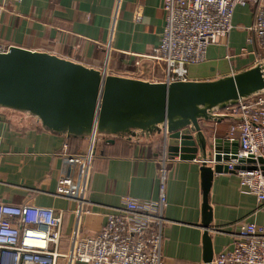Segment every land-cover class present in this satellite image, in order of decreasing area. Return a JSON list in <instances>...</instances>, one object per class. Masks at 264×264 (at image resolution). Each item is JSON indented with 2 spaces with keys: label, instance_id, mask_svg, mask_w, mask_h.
I'll return each mask as SVG.
<instances>
[{
  "label": "crops",
  "instance_id": "0c3cea01",
  "mask_svg": "<svg viewBox=\"0 0 264 264\" xmlns=\"http://www.w3.org/2000/svg\"><path fill=\"white\" fill-rule=\"evenodd\" d=\"M162 0H122L110 47L112 71L130 69L132 58L148 54L158 44L164 23ZM114 0H21L0 9V43L46 51L84 65L102 69L104 43ZM142 16L134 20L135 9ZM251 21L248 6L234 9L228 36L209 45L204 61L188 65L189 80L214 79L255 63L250 53L240 54L245 43L244 26ZM215 136L227 137L230 118L207 122ZM237 141V140H236ZM66 143V147H64ZM90 137H66L40 125L28 112L0 108V201L63 209V231L71 230L75 203L55 195L58 178L68 173L64 153L83 154ZM160 136L125 137L97 141L88 171L90 211L81 219V235H95L104 213L118 206L123 195L155 200L159 194L157 158L163 149ZM164 184L167 223L163 229L165 264H204L202 189L199 160L170 159ZM74 175L77 166L71 168ZM236 173L214 175L208 193L211 225L226 226L240 219L264 225V209L256 198L239 188ZM230 230H209L212 257L231 248Z\"/></svg>",
  "mask_w": 264,
  "mask_h": 264
},
{
  "label": "built area",
  "instance_id": "2783aa9c",
  "mask_svg": "<svg viewBox=\"0 0 264 264\" xmlns=\"http://www.w3.org/2000/svg\"><path fill=\"white\" fill-rule=\"evenodd\" d=\"M21 0H0V9ZM122 0H114L107 28V39L100 43L104 49L102 70L112 71L110 42ZM237 6H248L251 21L244 26L247 46L240 54L250 53L254 61L264 59V0H162L164 23L159 42L148 54L134 55L133 68L118 74L149 81L189 80L188 65L205 60L209 45L228 36L233 28L232 17ZM135 9L133 18L141 19ZM9 45L0 43V52ZM215 115L231 118L227 139L237 140L238 155L244 158L264 157V92L240 100L236 104L216 110ZM90 143L83 154L64 153L68 173L57 180L54 194L75 203L71 230L63 231V209L55 210L22 201H0V264H165L162 255L163 229L167 219L164 184L167 177L168 156L163 147L159 163V194L155 200L123 195L116 207L104 213V221L93 236L81 235V219L87 214L88 171L95 155L97 141H104L91 133ZM66 147V143H64ZM170 159H178L171 157ZM228 170L235 164L244 166L236 158L223 161ZM77 166L74 175L72 166ZM237 169L239 188L256 198V209H264V170ZM230 230L231 248L212 258L211 264H264V225L240 219L226 226H214L211 231Z\"/></svg>",
  "mask_w": 264,
  "mask_h": 264
},
{
  "label": "water",
  "instance_id": "95a60500",
  "mask_svg": "<svg viewBox=\"0 0 264 264\" xmlns=\"http://www.w3.org/2000/svg\"><path fill=\"white\" fill-rule=\"evenodd\" d=\"M262 92L264 59L214 79L162 82L107 73L18 45L0 52V108L28 112L42 127L66 137L95 133L112 142L157 135L167 156L199 160L204 264L213 258L208 193L214 175L254 168L255 163L264 170V157L239 156L238 142L215 136L207 122L230 118L214 112ZM234 158L250 165L228 170L223 161Z\"/></svg>",
  "mask_w": 264,
  "mask_h": 264
},
{
  "label": "rangeland",
  "instance_id": "374dc122",
  "mask_svg": "<svg viewBox=\"0 0 264 264\" xmlns=\"http://www.w3.org/2000/svg\"><path fill=\"white\" fill-rule=\"evenodd\" d=\"M160 155H161V151H160ZM160 155H159V156H160Z\"/></svg>",
  "mask_w": 264,
  "mask_h": 264
},
{
  "label": "trees",
  "instance_id": "16d2710c",
  "mask_svg": "<svg viewBox=\"0 0 264 264\" xmlns=\"http://www.w3.org/2000/svg\"><path fill=\"white\" fill-rule=\"evenodd\" d=\"M131 69L133 68V67H130Z\"/></svg>",
  "mask_w": 264,
  "mask_h": 264
}]
</instances>
